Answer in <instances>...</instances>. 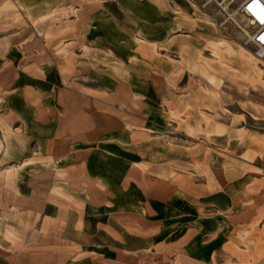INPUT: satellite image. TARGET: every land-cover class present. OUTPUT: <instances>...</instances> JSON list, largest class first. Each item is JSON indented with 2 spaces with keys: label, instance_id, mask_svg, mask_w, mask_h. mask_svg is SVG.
Here are the masks:
<instances>
[{
  "label": "crops",
  "instance_id": "0c3cea01",
  "mask_svg": "<svg viewBox=\"0 0 264 264\" xmlns=\"http://www.w3.org/2000/svg\"><path fill=\"white\" fill-rule=\"evenodd\" d=\"M58 1L0 0V86L5 88L0 109L10 112L23 146L34 143L38 150L13 172L17 204L11 202L0 220V264L256 259L264 244V202L256 204L264 187V135L249 130L245 114L237 113L213 142L196 139L171 152L121 155V148L151 136L154 117L169 114V102L178 105L161 93L165 79L154 67L167 62L169 51L181 62L186 45L173 50L156 40L139 50L135 44L133 58L149 70L144 81L135 73L121 81L105 72L102 85H91L80 78L102 66L96 47L94 57L79 46L64 60L47 54L49 59L40 61L34 22L52 15L39 9L41 3L51 2L53 9ZM60 1L87 9V0L78 7L75 0ZM144 1L167 12L163 0ZM90 3L93 12L103 8V0ZM86 11L69 20L89 18ZM181 12L175 17L194 23V14L184 6ZM9 68L15 71L10 80ZM146 83L149 92L141 87ZM210 94L194 97V109L205 102L209 109L215 106ZM197 110L192 117L200 115ZM204 130L214 132L209 126Z\"/></svg>",
  "mask_w": 264,
  "mask_h": 264
},
{
  "label": "rangeland",
  "instance_id": "374dc122",
  "mask_svg": "<svg viewBox=\"0 0 264 264\" xmlns=\"http://www.w3.org/2000/svg\"><path fill=\"white\" fill-rule=\"evenodd\" d=\"M75 1L78 7L86 0ZM87 1V9L83 7L81 11L60 0L53 9L51 2L40 4L41 11L50 9L52 14L34 22L39 31L40 61L48 60L47 54L63 59L79 46L94 57L96 47L102 66L78 78L100 86L105 72L121 81L127 79L128 73H135L143 81L148 77V66L133 58L132 47L135 44L140 45L139 50L156 43L152 42L156 40H161L160 45H168L173 50L178 44L186 45L179 58L181 62L173 61L178 57L175 51H169L165 58L167 62L162 61L154 67L165 79L160 86L161 93L174 99L178 105L169 102V114L154 117L151 136L136 146L121 148V155L140 157V154L168 152L176 144L188 146L196 139L213 142L215 135L229 129L237 113L245 114L243 119L249 130L264 135V52L257 54L255 46L246 41L245 33L251 28L236 12L242 0H163L168 8L166 13L144 0H103V8L93 12L92 0ZM183 6L187 14H194V23L175 17L182 14ZM85 10L92 14L89 18L69 20L81 16L78 14H84ZM61 16L65 17L64 20ZM142 17L150 21L144 22ZM85 37L88 42H84ZM14 72V68H9V80ZM153 81L158 86L155 78ZM141 87L150 91L149 83ZM3 89L4 86H0V97ZM208 92L214 95L216 105L209 109L205 102V106L198 109L200 112L196 107L194 109L193 98L197 95L205 97ZM193 110L200 115L192 117V113H196ZM204 111H209L212 116H207ZM208 126L213 133L204 130ZM15 128L10 112L5 114L0 109V220L8 205L16 203L12 192L13 172L26 157L38 151L34 143L23 146L22 133ZM262 202L264 187L257 193L256 204ZM260 216L262 218L264 214ZM246 264H264V244L257 258Z\"/></svg>",
  "mask_w": 264,
  "mask_h": 264
},
{
  "label": "built area",
  "instance_id": "2783aa9c",
  "mask_svg": "<svg viewBox=\"0 0 264 264\" xmlns=\"http://www.w3.org/2000/svg\"><path fill=\"white\" fill-rule=\"evenodd\" d=\"M236 12L251 28L250 32L245 33L246 41L255 46L257 54H261L264 52V0H242Z\"/></svg>",
  "mask_w": 264,
  "mask_h": 264
}]
</instances>
